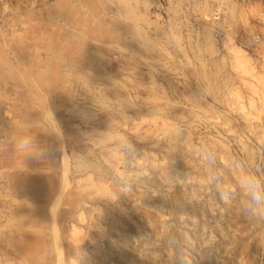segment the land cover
<instances>
[{"label":"rangeland","instance_id":"rangeland-1","mask_svg":"<svg viewBox=\"0 0 264 264\" xmlns=\"http://www.w3.org/2000/svg\"><path fill=\"white\" fill-rule=\"evenodd\" d=\"M263 41L264 0H0V264H264Z\"/></svg>","mask_w":264,"mask_h":264},{"label":"clouds","instance_id":"clouds-1","mask_svg":"<svg viewBox=\"0 0 264 264\" xmlns=\"http://www.w3.org/2000/svg\"><path fill=\"white\" fill-rule=\"evenodd\" d=\"M245 190L251 201L256 205L264 204V186L255 178H249L245 182Z\"/></svg>","mask_w":264,"mask_h":264},{"label":"bare ground","instance_id":"bare-ground-1","mask_svg":"<svg viewBox=\"0 0 264 264\" xmlns=\"http://www.w3.org/2000/svg\"><path fill=\"white\" fill-rule=\"evenodd\" d=\"M59 1V0H58ZM65 1V0H64ZM130 1V0H129ZM142 1H144V0H142ZM57 3H59V2H57ZM137 3V2H136ZM56 4V3H55ZM133 4V3H132ZM231 4V3H230ZM114 5V4H113ZM198 5V4H197ZM134 7H136V6H134ZM133 7V8H134ZM122 8V7H121ZM131 8H132V6H131ZM119 10V9H118ZM134 10H135V8H134ZM118 12H120V11H118ZM127 12V11H126ZM202 15V14H201ZM206 15V14H205ZM233 16V15H232ZM126 17V16H125ZM137 17V16H136ZM201 17V16H200ZM123 19H125V18H123ZM129 19V18H128ZM226 19V18H225ZM125 20H127V19H125ZM134 20V19H133ZM102 21V20H101ZM129 21V20H128ZM136 21V20H135ZM132 22H134V21H132ZM212 27V26H211ZM182 29V28H181ZM167 31V30H166ZM197 32V31H196ZM175 33V32H174ZM208 36H210V35H208ZM208 38V37H207ZM260 40V39H259ZM258 40V41H259ZM143 41V40H142ZM263 43H264V41H263ZM181 47V46H180ZM239 50V49H238ZM127 51V50H126ZM132 51H133V49H132ZM240 51H241V49H240ZM243 51V50H242ZM241 51V52H242ZM149 52V51H148ZM134 53V52H133ZM61 54V53H60ZM130 54V53H129ZM136 54V53H135ZM134 55V54H133ZM150 55V54H149ZM239 55V54H238ZM131 56V55H130ZM135 56V55H134ZM188 57V56H187ZM242 57H243V55H242ZM134 58V57H133ZM132 58V59H133ZM145 58V57H144ZM205 58V57H204ZM149 59V58H148ZM230 59V58H229ZM233 59V58H232ZM151 60V59H150ZM165 60V59H164ZM139 61V60H138ZM140 64V63H139ZM233 64V63H232ZM144 65V64H143ZM160 65V64H159ZM138 67V66H137ZM159 72V71H158ZM130 73V72H129ZM167 73V72H166ZM154 74V73H153ZM177 75V74H176ZM111 78H113V77H111ZM129 78H131V77H129ZM135 78V77H134ZM152 78V77H151ZM113 80V79H112ZM134 80V79H133ZM132 80V81H133ZM159 81V80H158ZM162 81V80H161ZM167 81V80H166ZM120 82V81H119ZM110 86V85H109ZM104 87V86H103ZM87 88V87H86ZM113 88V87H112ZM131 88V87H130ZM71 89V88H70ZM164 90V89H163ZM130 93V92H129ZM119 96V95H118ZM123 97V96H122ZM185 97H187V96H185ZM128 98V97H127ZM158 98V97H157ZM153 99H154V97H153ZM191 101V100H190ZM109 103V102H108ZM124 104V103H123ZM179 104V103H178ZM79 105V104H78ZM136 106V105H135ZM153 107V106H152ZM158 107V106H157ZM202 108V107H201ZM149 109V108H148ZM72 113V112H71ZM157 116V115H156ZM93 118V117H92ZM126 120V119H125ZM156 120H157V118H156ZM87 124V123H86ZM165 124V123H164ZM169 125V124H168ZM171 127V126H170ZM168 129V128H167ZM171 129V128H170ZM175 131V130H174ZM85 132V131H84ZM147 135V134H146ZM111 147V146H110ZM117 154V153H116ZM88 164H90V163H88ZM86 168V167H85ZM99 182V181H98ZM99 186V185H98ZM102 187V186H101ZM103 188V187H102ZM94 207V206H93ZM106 209V208H105ZM94 210V209H93ZM55 232V231H54ZM81 239V238H80Z\"/></svg>","mask_w":264,"mask_h":264},{"label":"built area","instance_id":"built-area-1","mask_svg":"<svg viewBox=\"0 0 264 264\" xmlns=\"http://www.w3.org/2000/svg\"><path fill=\"white\" fill-rule=\"evenodd\" d=\"M259 39H260V36H257V37H256V40L258 41Z\"/></svg>","mask_w":264,"mask_h":264}]
</instances>
